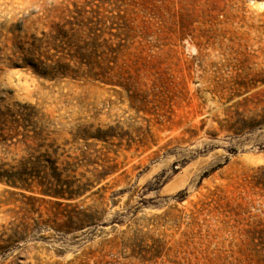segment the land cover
Returning <instances> with one entry per match:
<instances>
[{"label": "rangeland", "instance_id": "rangeland-1", "mask_svg": "<svg viewBox=\"0 0 264 264\" xmlns=\"http://www.w3.org/2000/svg\"><path fill=\"white\" fill-rule=\"evenodd\" d=\"M0 264H264V0H0Z\"/></svg>", "mask_w": 264, "mask_h": 264}, {"label": "trees", "instance_id": "trees-1", "mask_svg": "<svg viewBox=\"0 0 264 264\" xmlns=\"http://www.w3.org/2000/svg\"><path fill=\"white\" fill-rule=\"evenodd\" d=\"M51 195L55 197H62V198H72L75 197L78 194L75 190H55L52 192H49ZM54 205L57 208L60 207H69V210L61 211L60 214L67 217V221L74 222V219L77 220L78 226H82L85 223L94 221L91 216V213L87 211V209H77V203L72 204L71 202H64L62 200H56L54 201ZM65 221V222H67ZM76 222V223H77Z\"/></svg>", "mask_w": 264, "mask_h": 264}]
</instances>
